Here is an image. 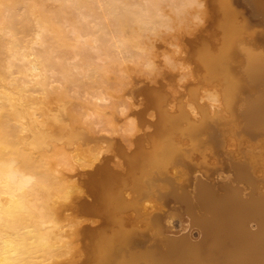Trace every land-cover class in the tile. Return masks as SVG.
I'll return each mask as SVG.
<instances>
[{
  "label": "bare ground",
  "instance_id": "bare-ground-1",
  "mask_svg": "<svg viewBox=\"0 0 264 264\" xmlns=\"http://www.w3.org/2000/svg\"><path fill=\"white\" fill-rule=\"evenodd\" d=\"M179 1L180 11L187 4L199 7L203 3L201 0ZM211 1L214 5L207 20L213 19L219 27V37L214 43H229L231 46L230 61L236 83L232 87L222 84V92L215 86L201 91L199 101H209V114L205 118V127L196 130L193 142L207 151L202 163L199 162L200 155L192 159L183 156L179 163L172 160L176 155L169 154L164 140L172 137L188 144L191 139L172 136V131L181 132V127L176 129L163 122L164 125L157 128V134L147 142L148 148L140 150L135 162L126 168L125 161L121 163L119 158L120 163L115 164V167L126 168L127 172L137 165V175L143 178L147 187L145 192L158 190L165 203L172 202L164 221H157L155 227L148 226L150 229L144 244L139 246L132 238L133 234L128 232L129 228L133 224L145 227L148 224L137 220L134 210L125 215L124 223L120 215L110 212V221L102 227L105 231L98 235L91 232L88 245L82 241L85 225H98L104 219L86 215L84 219L78 217L71 221L63 216L65 208L69 207L67 201L73 202L81 192L82 186L74 188L79 173L77 166H83L80 168L85 171L95 169L105 152V148L84 152L79 144L98 139L104 144L109 142L106 134L87 136V126L82 129L73 125L71 121L81 123L83 117L81 112L71 114L67 107L74 99L70 95L73 92L69 91V83L76 89L91 90L88 93L94 100L90 99L91 104L87 102L88 108L84 103L87 110H81L83 114L92 111L101 121L116 111L124 117L131 115L132 100L129 103L118 97L128 93L130 97L135 92L133 81L130 87L128 84L127 88L124 86L122 93L118 90L121 94L117 93L118 102L113 94L103 90L104 83L110 78V71L118 73L110 68L122 66V71L126 69L127 60H136L144 53L136 52V49L145 47L142 39L148 38L145 37L148 33L144 34V31L170 26L172 17L166 12L168 5L165 11L163 0H0V264H264V31L253 25L264 24V0ZM68 9H71L70 15L73 14V23L82 24L73 25L76 26L74 29L70 26L77 40L84 35V30L90 32L88 35L92 34L86 42L78 44L79 40L74 39L76 36L74 41L70 39L74 32L59 27L61 23L59 26L54 24L55 16L60 19L65 15L67 21L64 17L62 21L71 20ZM179 18L181 20L180 15ZM71 40L74 46H79L72 55ZM86 43L94 48L98 45L95 49L98 48L99 56L110 59L108 65L111 67L105 65L106 61L104 65L94 62ZM153 47L154 53L142 55L144 59L141 61L156 72L161 62L157 54L160 46ZM79 54L81 60L72 61ZM177 56L172 63L180 70ZM52 72H57L61 78L52 81ZM78 73L92 82L86 84ZM195 75L192 77L196 81ZM184 77L186 82L183 84L187 87L192 79L187 75ZM61 79L66 81L65 86L53 91V84ZM152 82L159 85L157 78ZM53 97L57 104H53ZM175 100L172 98L170 102L171 111L177 109ZM187 104L194 119L201 116L198 106L191 101ZM151 111L150 115L156 119V110ZM86 118L83 120L87 121ZM142 128L137 124L135 128L126 129V134L135 138ZM146 128L149 131L154 129L150 124ZM226 143L228 148H233L234 154L226 153ZM128 144L131 150L137 147V143L130 140ZM145 159L148 165L141 168L139 163ZM168 160L171 163L169 169L166 166ZM113 177L115 175L111 179ZM101 180L106 181L103 175ZM112 181L97 188L107 200L108 209H111L113 197L120 194L118 189L122 188L114 186ZM127 196L132 197L133 193L128 191ZM144 209L155 210L156 203L146 200ZM176 218L180 219L179 230L173 228ZM158 239L163 243L161 254L152 246Z\"/></svg>",
  "mask_w": 264,
  "mask_h": 264
},
{
  "label": "rangeland",
  "instance_id": "rangeland-1",
  "mask_svg": "<svg viewBox=\"0 0 264 264\" xmlns=\"http://www.w3.org/2000/svg\"><path fill=\"white\" fill-rule=\"evenodd\" d=\"M174 3H170L171 1H167V0H163V2H162V4L164 5V9L167 7V5H168V9H167V11H166V9H165V11L166 12H168V14H169V16H170V18H171V20L170 21H172L171 23H170V26L171 27H173V28H170V26H162V29H161V27H159V29H161V30H157V31H152V32H150L149 30L148 31H144V34H145V32H147L148 33V35L147 36H145V37H148V38H146L147 40H150V41H147L145 38H143L144 39V41H143V39H142V46L144 45L145 47H147V49L144 47L143 49H136V52L137 51H141V52H144L142 55L144 56V54H145V56H148V54L149 55H152L151 53H154V50H155V48L153 47L154 45H159L160 47H159V49L157 50V54H159L158 55V57H159V59H160V61L161 62H159V70H156V72L155 71H153V70H151L146 64H144V62H142L143 61V59H144V57L142 56V55H140L139 54V56L136 58V60H127L126 61V64L124 65L125 67H126V69H122V71H126V72H124V73H122V71H121V69L120 68H122V66L120 67V66H115V67H113V68H110L111 66H109L108 64H110L109 62H110V59H108L106 56H104V55H102V56H99V51H98V48L97 49H95L96 47H98V45L94 48L92 45H90V44H88V43H86V45L88 44V49H90L89 51L92 53V55H93V57H94V62L96 61V63H100V64H103L105 61V65H108L109 66V68H110V70H117L118 71V73L116 74V73H114V71L112 72V71H110V73H112V74H110L111 76H110V78L108 79V80H110V81H106L105 83H104V87H103V90H105V92L106 91H108V92H110L111 94H113V96L115 97V99H117V93L118 94H120V92L122 93L123 91V89H125L124 88V86L126 87V84H128L127 85V87H130V85H131V83H132V81H133V83H132V85H133V87H136V90H135V92L134 93H132V94H130V97H129V93L128 94H126V95H123L122 97H118L119 99H121V98H123L122 100L123 101H125V99H126V101H128L129 103L131 102V100H132V102H133V104H132V106H131V108H133V113H131V115H129V116H127V117H124L123 116V114H121V112L119 113L118 111H116V112H114V113H111L110 115H108L107 117H105V118H103L104 119V121L102 120H100V117L98 118V115L96 114V113H92V111H91V114H83L86 110H87V108H88V106L89 105H87L88 103L89 104H91L90 102L92 101V100H94L91 96H92V94L91 93H88V92H91V90L89 91L87 88V90H85V88H82V89H76L77 87L76 86H74V84H72V83H69V91L72 93V94H70V92H69V94L71 95V97L72 98H74V99H71V102L67 105V107H68V109L70 110V113L71 114H73V113H82V122L81 123H74L73 121H71L72 123H73V125H77V126H81V128L82 127H84V126H87L88 128H86V127H84V128H86V134H87V136L89 135V136H92L93 137V135L94 136H99V135H101V134H106V136H109V142L108 143H103V141L101 140V139H98V140H93V141H91L90 143L89 142H87V143H82V145L81 144H79V148H81V147H83V149L81 148L80 150H82V151H87V152H90L91 150H92V152H96V150L97 151H101V149H103V148H105V152H104V155H103V159H102V161L101 162H99L98 164H97V166L98 165H102V164H104L105 162H107V160H108V158H112V162L110 163L111 165H115L117 162H119L120 163V161H121V163L124 161V159H123V157H122V150H124V149H127L128 151H130L131 150V148L129 147V140L130 141H132V142H135L136 140H137V138H138V136H140V135H144V136H146L145 135V133L147 132V131H149L146 127H147V125H146V120H155V118H153V115L151 114L150 115V112H152L151 110H154V109H148V110H145V108H146V98H145V96L143 95V92H142V88L146 85V84H150L151 82H152V80H154V79H156L157 78V80H158V82H160V81H162V82H164L165 84H166V89H167V91L171 94V96H172V98H174V99H176L175 101L177 102L178 101V98L179 97H181V96H183V100H184V102H186V103H188L189 101H191V102H193L192 101V99H191V95L188 93V91H187V87H186V85H184L183 83H185L186 82V78L184 77V76H190L189 78L190 79H192V82H196L195 80H193V77H192V75H194V74H196L195 76L198 78L199 76L197 75L198 74V72H197V68H196V66H195V64H194V62H193V60L189 57V50H190V41L192 40V39H194L198 34H200V33H203V34H206V35H208V36H211V34H212V32L209 30V22L211 21V20H207V18H208V16H209V14H210V12H211V10H212V7H213V4H212V2H211V0H201V1H203V3H204V5H203V3L201 2V4H199V7H197L196 5L197 4H194L193 5V7L191 6V4L189 5V4H187V5H185V6H183L184 7V10L183 11H180V8L178 7V1L179 0H172ZM50 2H52V1H50ZM166 2V3H165ZM167 2H169V3H167ZM176 2V3H175ZM180 2V1H179ZM177 4V5H176ZM98 7L100 6V3H98V4H96ZM201 5H202V7H201ZM188 7L190 8L189 10H188ZM174 8H176V9H174ZM171 9H172V11H174V12H172L173 14H175V15H172V13H171ZM178 9H179V11H178ZM198 9V10H197ZM240 9H243V10H245L244 8H240ZM71 10V9H70ZM69 9H68V16L70 17V19H71V16L73 15V14H71L70 15V11ZM70 11V12H69ZM177 11V12H176ZM185 11H187V12H185ZM198 11H200V12H198ZM183 12V13H182ZM185 12V13H184ZM198 12V13H197ZM209 12V13H208ZM171 13V14H170ZM178 13H179V15H180V17H181V20H180V18H179V15H178ZM198 14V15H196V14ZM194 14H195V17H194ZM55 15V14H54ZM54 15H53V18H54ZM183 15V16H182ZM200 15V16H199ZM206 15V16H205ZM65 16V15H64ZM63 16V17H64ZM67 16V17H68ZM187 18H186V17ZM198 16V17H197ZM56 18H59L58 16H55ZM62 16L60 17V19H56V18H54L53 19V21H54V24L55 25H57V26H59L58 25V23H61L62 25H63V23H65L63 26L61 25V26H59V27H62V28H64V29H70L71 30V33L72 32H74L72 29H74V27H76V26H73V25H76V24H78V23H76V21H75V23H73L74 21H73V19H71V20H69V17H68V20H69V22H66L67 21V18L66 17H64L65 19H66V21L63 19V21H62V18H63ZM184 17V18H183ZM198 19H197V18ZM72 18H74L73 16H72ZM174 18V19H173ZM179 19V21H181V22H179L178 21V19ZM206 18V19H205ZM203 19V20H202ZM173 20H174V22H173ZM207 20V21H206ZM58 21V22H57ZM62 21V22H61ZM65 21V22H64ZM78 22V21H77ZM70 23L72 24V25H70ZM178 23V24H177ZM84 25H87L86 23H83ZM80 25V22H79V24L77 25V26H79ZM82 25V24H81ZM80 25V26H81ZM70 26H73V28L71 29V27ZM87 27H88V25H87ZM87 27H85V28H87ZM166 27V28H165ZM89 28V27H88ZM70 30H68V32L70 31ZM197 30V31H196ZM67 31V30H66ZM192 31H194V32H192ZM197 32H200V33H197ZM75 33V32H74ZM74 33H72V34H70V32H69V36L71 37V35L73 36L72 38H70V39H73L75 36H76V33L74 34ZM82 33L84 34L82 37H81V39H78L77 40V36L74 38V39H76V41H78V44H80L79 42H81V43H83V41H85V40H87V38H89L90 39V37H92L90 34L88 35V33H90V32H88V30H84V31H82ZM151 33L153 34L152 36H151ZM193 33H196V35H194ZM155 34V35H154ZM192 35V36H191ZM150 36V37H149ZM192 37V38H191ZM151 38V39H150ZM216 38H218V36H215V37H212V39H213V41L216 39ZM74 39H73V41H74ZM73 41L71 40V43L73 44V46L72 47H70L71 49H72V51L70 50V53H71V55L72 54H74V52L73 51H78L79 50V46L78 45H76L75 44V46H74V43H73ZM86 42V41H85ZM145 42V43H144ZM149 42H150V44H149ZM156 42V43H155ZM215 42H216V40H215ZM76 43V42H75ZM166 43V44H165ZM146 44H148L149 45V47L146 45ZM164 45V46H163ZM168 45V46H167ZM77 46V47H76ZM89 46H91V47H89ZM170 46V47H169ZM38 49H42V47L40 46V45H37L36 46ZM74 47H76V48H74ZM93 47V48H92ZM152 47H153V49H152ZM165 47V48H164ZM77 48H78V50H77ZM173 48H175V50L173 49ZM75 49V50H74ZM151 50V52H150V50ZM160 49H162V50H160ZM96 50V51H95ZM147 50V51H146ZM68 51V50H67ZM163 51V52H162ZM173 51H175V52H173ZM147 52V53H146ZM148 52H150V53H148ZM162 52V53H161ZM172 52V54H170ZM69 53V52H68ZM169 53V54H168ZM167 54V55H166ZM170 55H172V56H170ZM174 55V56H173ZM180 55L181 57L180 58H178V56ZM77 56H79V57H77ZM76 57L78 58H74V59H76V60H74V59H72V61H80L81 60V54H79V55H77ZM175 56H177V62H178V64L181 66V69L179 70H177V68H176V66H174V64L172 63V61L174 60V57ZM103 57V58H102ZM139 57H140V60H139ZM142 57V58H141ZM161 57V58H160ZM172 57V58H171ZM106 58V60H104ZM139 60V61H138ZM142 60V61H141ZM168 61V62H167ZM138 62V63H137ZM167 62V63H166ZM163 63V64H162ZM172 63V64H171ZM129 64V65H128ZM144 64V65H143ZM166 64V65H165ZM168 64V65H167ZM104 65V64H103ZM126 65H128V67L126 66ZM174 66V67H173ZM147 67V68H146ZM120 70H119V69ZM128 68V69H127ZM129 70V71H128ZM120 71V72H119ZM127 72H128V75H127ZM132 72H133V74H132ZM151 72V73H150ZM159 73V74H158ZM185 73V74H184ZM50 74V73H49ZM52 74H53V72H52ZM122 76H121V75ZM130 74V75H129ZM51 75V74H50ZM60 76V74H58L57 72L56 73H54L53 74V76L51 75V79H52V81L53 80H57L56 78H61V76L60 77H57V76ZM119 75H120V77H124L122 80H121V78L119 77ZM125 75V76H124ZM181 75V76H180ZM83 76V77H82ZM117 76V77H116ZM131 78V79H129V77ZM154 76V77H153ZM78 77L79 78H81L82 80H83V82H85L86 84H90V82H92L91 80H89L88 78H86L85 77V75L84 74H82L81 75V73H78ZM119 77V78H118ZM127 77H128V80H127V83L125 82V84H124V80H125V78L127 79ZM151 78V79H150ZM183 78V79H182ZM121 80L122 82H120L119 80ZM131 80V81H130ZM59 81H61L60 82V84L58 83L57 84V82H59ZM59 81H56V83L55 84H53V87L54 88H52L53 89V91L55 90V91H57V90H59V89H62L65 85V83H66V81L65 80H63L62 81V79L61 80H59ZM88 81H90V82H88ZM117 81H119V82H117ZM126 81V80H125ZM130 81V82H129ZM124 84V85H122V84ZM153 83V84H152ZM150 85H154V82H152ZM63 84V85H62ZM72 84V85H71ZM135 84V85H134ZM60 85H61V87H60ZM118 85V86H117ZM122 85V86H121ZM157 85V84H156ZM59 86V87H58ZM97 87H98V85H97ZM96 87V88H97ZM119 87H120V89H119ZM122 87V88H121ZM126 87V88H127ZM182 88H185V89H182ZM57 89V90H56ZM74 89V91H72ZM76 89V90H75ZM102 89V88H101ZM118 90L120 91V92H118ZM176 90V91H175ZM85 91V92H84ZM76 92V93H75ZM84 94H83V93ZM56 93V92H55ZM55 93H53V95L55 96ZM176 93V94H175ZM75 95H76V97H75ZM79 95V96H78ZM81 95H82V97H81ZM86 95V96H85ZM90 96L89 98H87V96ZM121 95V94H120ZM128 95V96H127ZM174 95V96H173ZM176 95V96H175ZM74 96V97H73ZM77 97H78V99H77ZM176 97V98H175ZM53 99H55V100H53L52 102H53V104H57V99L55 98V97H53ZM79 100V102L77 101V100ZM81 99V100H80ZM85 99V100H84ZM90 99H92L91 101H90ZM114 98H111V100H115ZM119 99H117L116 101L118 102V100ZM127 99H129V100H127ZM142 99V100H141ZM75 100V102H73ZM82 101V102H81ZM85 101V102H84ZM113 101H111V102H113ZM116 101H114V102H116ZM78 102V103H77ZM81 102V103H80ZM88 102V103H87ZM131 102V103H132ZM144 102V103H143ZM207 103L209 102V101H206ZM72 103V104H71ZM84 103L86 104V107H83V106H85L84 105ZM194 103V102H193ZM137 104V105H136ZM145 104V105H144ZM195 104V103H194ZM209 104V103H208ZM140 105H142V106H140ZM188 105V104H187ZM196 105V104H195ZM75 106V107H74ZM78 108H77V107ZM82 106V107H81ZM197 106V105H196ZM74 108V109H73ZM80 108V109H79ZM135 108V109H134ZM77 109V110H76ZM197 109H198V107H197ZM84 111V112H82V111ZM135 110H137V111H135ZM141 110V111H140ZM140 111V112H139ZM80 113V114H81ZM118 113V114H117ZM224 113V112H223ZM93 114V115H92ZM113 114V115H112ZM139 114H140V116H139ZM149 114V115H148ZM96 115H97V117H96ZM120 115H122V116H120ZM93 116H94V118H93ZM136 119V122H135V120H134V118ZM151 117V118H149V117ZM87 117V118H86ZM90 117V118H89ZM111 117V118H110ZM114 117V118H113ZM139 117V118H138ZM87 119V121L89 122H87L86 120H83V119ZM89 118V119H88ZM108 118H110L109 119V121H106V120H108ZM114 119V120H116L115 121V123L116 124H114V120H111V119ZM124 118V119H123ZM131 118V119H130ZM93 119V120H92ZM99 119V120H98ZM96 120V121H95ZM98 120V121H97ZM111 120V121H110ZM121 120V121H120ZM86 121V122H85ZM91 121H95L94 123L93 122H91ZM99 121H101V122H99ZM132 121H134V122H132ZM97 122L99 123V124H97ZM105 122L107 123V124H105ZM108 122H110V124L108 125ZM111 122L113 123V124H111ZM84 123V124H83ZM91 123V124H90ZM101 123V124H100ZM119 123V124H118ZM138 124V126L140 127V128H142V127H145V129L144 128H142V130L141 131H139V135L137 134V135H135V138H133L134 136H128L127 134V132L128 131H126V129H128V128H135L136 127V125ZM103 124H105V126L103 125ZM136 124V125H135ZM83 125V126H82ZM96 125V126H95ZM98 125H100V127L98 126ZM102 125V126H101ZM113 125V126H112ZM132 125H133V127H132ZM145 125V126H144ZM95 126V127H94ZM107 126V127H106ZM110 128H109V127ZM127 126H128V128H127ZM135 126V127H134ZM230 127V126H229ZM84 128H82V129H84ZM98 128V129H97ZM100 128H101V130H100ZM105 128H108V130L105 132V131H102V130H104ZM123 129H125V130H123ZM144 129V130H143ZM91 130V131H90ZM101 131V132H97V131ZM97 133H95V132ZM123 131H125V132H123ZM141 132H144V133H141ZM123 133H124V135H123ZM127 133V134H126ZM141 133V134H140ZM123 135V138H121L122 137V135ZM127 135V137H124V136H126ZM128 137H130V138H128ZM137 137V138H136ZM129 139V140H128ZM100 140H101V142H102V144H101V142H100ZM125 140V141H124ZM127 141H128V143H127ZM97 143L96 145H95V143ZM100 142V143H99ZM125 144H124V143ZM99 143V144H98ZM91 144H92V146H91ZM106 144H108V145H106ZM127 144V145H126ZM98 145H99V147H98ZM105 145V146H104ZM84 146H85V149H84ZM91 146V147H90ZM104 146V147H103ZM111 146V147H110ZM128 146V147H127ZM97 147V148H96ZM101 147V148H100ZM225 147H226V149H227V152L226 153H228V154H234V150H233V148H228V145H227V143L225 144ZM86 148H88V149H86ZM93 148H96V149H94V151H93ZM100 148V149H99ZM106 148H108V150H106ZM111 148V149H110ZM99 149V150H98ZM112 151V152H111ZM118 158V159H117ZM119 158L121 159L120 161H119ZM78 167H79V169H78ZM80 167H83V166H77V171L79 172L78 173V176H77V178L75 179V187L74 188H76V187H78V185H80V187H81V192H79L77 195H76V197H75V200L72 202V201H67V205L69 206V207H66L65 208V210H64V212H63V216L64 217H66V218H68L69 220H73V221H75V220H77V218L79 217V218H83L84 219V217H92V215L88 212V211H86L84 208H83V201L84 200H86V199H88V200H91L92 199V194H93V191H94V187H93V182H92V180H91V174H92V172L93 171H95V169L94 168H92V169H88L87 168V170L85 171L84 170V168H80ZM82 169V170H81ZM183 178V177H182ZM181 182V181H180ZM83 190H85L84 192H83ZM87 192V193H86ZM80 194V195H79ZM88 194V195H87ZM81 195H82V197H81ZM89 195H90V197L91 198H89ZM78 201V202H77ZM78 204V205H77ZM145 210H149V209H145ZM155 210H157V209H155ZM155 210H152V211H155ZM149 211H151V210H149ZM81 214V215H80ZM87 215V216H86ZM81 216V217H80ZM78 218V219H79ZM75 219V220H74ZM90 225H92V224H90ZM179 227H180V219L179 218H176L175 219V221H174V229H176V230H179ZM82 241L84 242V244L86 243V240H85V238H83L82 239ZM153 248H155V249H157L158 250V252L161 254V253H163V251H164V249H163V243H162V240L161 239H158L157 241H155L154 243H153ZM149 250V249H148ZM147 250V251H148ZM145 250H143V252H144ZM144 262V261H143ZM143 264H145V263H143Z\"/></svg>",
  "mask_w": 264,
  "mask_h": 264
},
{
  "label": "water",
  "instance_id": "water-1",
  "mask_svg": "<svg viewBox=\"0 0 264 264\" xmlns=\"http://www.w3.org/2000/svg\"><path fill=\"white\" fill-rule=\"evenodd\" d=\"M212 4L214 5L213 2ZM238 8L240 7L238 6ZM247 15L245 14L246 17H248ZM248 22L251 25L253 24L250 20H248ZM255 24L264 31L263 23H259L258 25L257 23H254L253 25ZM218 29L219 27L215 25V21L212 19L209 23V30L214 36H218ZM212 34L211 36L203 33L198 34L190 41V50L188 53L189 57L193 60L197 68L199 77L196 82H191L189 85H187V91L191 95L192 101L199 107L201 116L197 117V119L193 118V114L188 109L187 103L184 102L183 96L178 98L177 109L175 111H171L170 102L172 100V96L167 91L166 84L164 82L160 81L159 85L146 84L141 89L143 95L146 98L145 110H156L157 117L155 120H146V125L150 124L154 129L152 131H147L145 133L146 136H138L137 140L135 141V143H137L136 148L131 151H128L127 149L122 150L121 154L125 161L126 168L136 161L140 150L143 148H148L147 142L157 134L156 130L159 128V126L162 127L164 125L163 122L172 124L176 129L177 127H181L182 130H178H181V132L177 133L176 130L172 131V136L175 135L177 137L180 135L181 140L191 139V143L188 144H183L179 140L176 141L175 138L172 139V137L164 140L169 154L173 152V154L176 155L173 157V159L171 158L172 160L179 163L180 160L182 161V159L186 156L192 159V157L200 155L202 158L199 159V162L202 163L203 158L207 156L206 149L204 147L202 148V146L198 144H194L193 142L196 130H200L201 128L205 127V118H208L209 114L208 103H201L199 101L201 91L205 87L215 86L219 87L220 91L222 92V84L232 87L235 85L237 79L236 75L233 73V66L230 61V57L232 56L231 46L229 43H223V45L214 43L215 41L212 39ZM215 46H219L217 48L218 50L215 49ZM111 162L112 158H108L107 162L102 165H98L96 167L97 169H95V171H93L91 174V180L94 187L92 194L93 196L91 200H84L82 206L92 215V217H101L104 220L98 225H85L84 228L86 231L83 233L86 240L85 244L88 245L87 240L92 238L91 232L98 235L99 233L105 231L102 229V227L106 226V222L108 224L110 221V212L112 213L113 211V213L116 212L118 215H120L122 222L124 223V220L126 219L125 215L128 212L134 210L136 212V219L148 224L147 227H145L146 225L140 226L133 224L128 231L133 234L132 238L135 239L138 245L142 246L144 244L143 240L147 236L150 229L148 226L155 227L157 221L163 222L168 210L172 206V202L166 201L165 203L161 194L157 193L158 190L156 192H145L147 187L145 186L143 178H139V175H137V165L133 166V169L130 172H127L126 168L115 167V165L110 164ZM139 165H142L141 168H144L146 165H148V160L145 159L143 162L141 161ZM166 166H168V169L170 168L171 163L169 164V160ZM178 169H180L179 166ZM193 173L194 171H192L191 175H189L191 178ZM102 175L106 181L113 180L112 184L114 186H122L121 189H118L120 194H117L115 198L113 197V203L111 202V205L109 206L111 209L107 208V200L105 201L103 196H101V192L99 193V190H97V188L102 187V184L106 182H102ZM113 175H115V177L111 179ZM128 191L133 193L132 197L127 196ZM146 200L156 203L157 210H145L144 206ZM99 205H101V207H99ZM125 223L127 224V222ZM105 229H107V227H105Z\"/></svg>",
  "mask_w": 264,
  "mask_h": 264
}]
</instances>
